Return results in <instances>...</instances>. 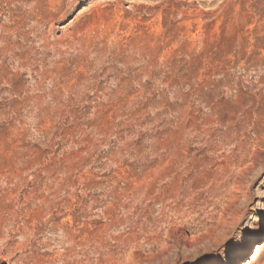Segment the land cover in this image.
Here are the masks:
<instances>
[{
	"label": "rangeland",
	"instance_id": "1",
	"mask_svg": "<svg viewBox=\"0 0 264 264\" xmlns=\"http://www.w3.org/2000/svg\"><path fill=\"white\" fill-rule=\"evenodd\" d=\"M264 0H0V264H264Z\"/></svg>",
	"mask_w": 264,
	"mask_h": 264
},
{
	"label": "bare ground",
	"instance_id": "2",
	"mask_svg": "<svg viewBox=\"0 0 264 264\" xmlns=\"http://www.w3.org/2000/svg\"><path fill=\"white\" fill-rule=\"evenodd\" d=\"M263 230H264V229H263L262 227H259V232H258V233L261 234ZM260 248H261V246H260L259 244H256V245L254 246V252H253L251 258H250L248 261H246V262H242V264H249L250 260H251V259H252L257 253H259Z\"/></svg>",
	"mask_w": 264,
	"mask_h": 264
}]
</instances>
